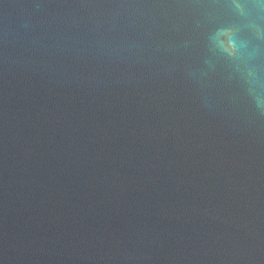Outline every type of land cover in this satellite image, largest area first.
<instances>
[{
    "label": "water",
    "instance_id": "1",
    "mask_svg": "<svg viewBox=\"0 0 264 264\" xmlns=\"http://www.w3.org/2000/svg\"><path fill=\"white\" fill-rule=\"evenodd\" d=\"M264 0H0V264H264Z\"/></svg>",
    "mask_w": 264,
    "mask_h": 264
},
{
    "label": "clouds",
    "instance_id": "2",
    "mask_svg": "<svg viewBox=\"0 0 264 264\" xmlns=\"http://www.w3.org/2000/svg\"><path fill=\"white\" fill-rule=\"evenodd\" d=\"M249 93V102L260 116H264V79L257 80Z\"/></svg>",
    "mask_w": 264,
    "mask_h": 264
}]
</instances>
